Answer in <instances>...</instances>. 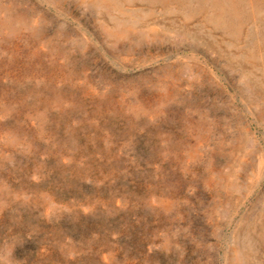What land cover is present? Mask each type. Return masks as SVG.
Returning a JSON list of instances; mask_svg holds the SVG:
<instances>
[{
  "label": "rangeland",
  "instance_id": "1",
  "mask_svg": "<svg viewBox=\"0 0 264 264\" xmlns=\"http://www.w3.org/2000/svg\"><path fill=\"white\" fill-rule=\"evenodd\" d=\"M263 231L264 0H0V264H264Z\"/></svg>",
  "mask_w": 264,
  "mask_h": 264
},
{
  "label": "bare ground",
  "instance_id": "2",
  "mask_svg": "<svg viewBox=\"0 0 264 264\" xmlns=\"http://www.w3.org/2000/svg\"><path fill=\"white\" fill-rule=\"evenodd\" d=\"M149 3V2H148ZM264 232V231H263Z\"/></svg>",
  "mask_w": 264,
  "mask_h": 264
}]
</instances>
